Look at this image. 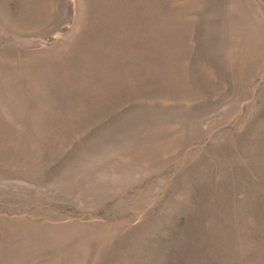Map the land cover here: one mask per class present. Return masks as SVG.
Segmentation results:
<instances>
[{
    "label": "rangeland",
    "instance_id": "374dc122",
    "mask_svg": "<svg viewBox=\"0 0 264 264\" xmlns=\"http://www.w3.org/2000/svg\"><path fill=\"white\" fill-rule=\"evenodd\" d=\"M0 264H264V0H0Z\"/></svg>",
    "mask_w": 264,
    "mask_h": 264
}]
</instances>
